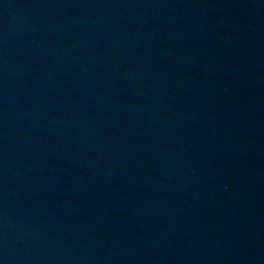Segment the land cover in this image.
<instances>
[{
    "label": "water",
    "instance_id": "water-1",
    "mask_svg": "<svg viewBox=\"0 0 264 264\" xmlns=\"http://www.w3.org/2000/svg\"><path fill=\"white\" fill-rule=\"evenodd\" d=\"M144 264H264V0H17Z\"/></svg>",
    "mask_w": 264,
    "mask_h": 264
}]
</instances>
